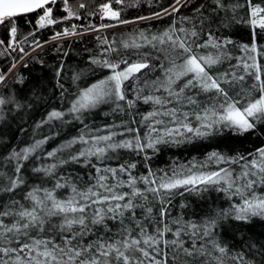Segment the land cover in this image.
Listing matches in <instances>:
<instances>
[{
    "label": "snow or ice",
    "instance_id": "1",
    "mask_svg": "<svg viewBox=\"0 0 264 264\" xmlns=\"http://www.w3.org/2000/svg\"><path fill=\"white\" fill-rule=\"evenodd\" d=\"M0 264H264V0H0Z\"/></svg>",
    "mask_w": 264,
    "mask_h": 264
},
{
    "label": "trees",
    "instance_id": "2",
    "mask_svg": "<svg viewBox=\"0 0 264 264\" xmlns=\"http://www.w3.org/2000/svg\"><path fill=\"white\" fill-rule=\"evenodd\" d=\"M192 154L195 155L196 153H192ZM180 155H181V158L182 159L189 158V153L188 152H182V153H180Z\"/></svg>",
    "mask_w": 264,
    "mask_h": 264
}]
</instances>
